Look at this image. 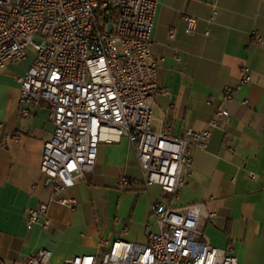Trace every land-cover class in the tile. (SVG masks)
Returning a JSON list of instances; mask_svg holds the SVG:
<instances>
[{"label": "crops", "instance_id": "obj_1", "mask_svg": "<svg viewBox=\"0 0 264 264\" xmlns=\"http://www.w3.org/2000/svg\"><path fill=\"white\" fill-rule=\"evenodd\" d=\"M182 13L198 18L195 29L187 28ZM253 29L261 42L251 39ZM151 49L158 85L168 91L153 107L156 131L169 128L183 137L188 129H207L221 105L230 113L213 130L208 149H194L193 175L178 197L157 185L145 188L136 150L123 138L100 145L94 171L63 195L77 201L75 209L53 202L41 171L55 130L49 106L41 102L29 107V116L21 112L18 77L33 63L34 50L0 70V123L18 136L0 145V264H25L41 249L52 252L49 264H65L107 250L103 240L146 244L156 231V202L205 204L217 214L204 225L209 242L231 248L240 264H264V0H158ZM245 69L249 83H241ZM227 88L234 98L225 101ZM122 177L131 184L120 186ZM41 204L49 205L52 226L30 230L27 213Z\"/></svg>", "mask_w": 264, "mask_h": 264}, {"label": "built area", "instance_id": "obj_2", "mask_svg": "<svg viewBox=\"0 0 264 264\" xmlns=\"http://www.w3.org/2000/svg\"><path fill=\"white\" fill-rule=\"evenodd\" d=\"M157 9L158 0H0V70L21 63L33 48V63L18 77L21 112L29 116L31 105L45 102L55 126L41 163L53 202L75 209L77 201L63 195L94 171L100 145L123 138L136 150L145 188L157 185L178 197L193 175L194 149H208L213 130L229 118L221 105L203 131L191 128L176 137L169 128L154 129L157 95L168 94L158 85L159 66L151 49ZM182 18L189 30L195 29L197 17L182 13ZM250 37L262 41L257 29ZM250 81L245 69L241 83ZM233 98L234 90L227 88L224 100ZM4 128L0 123L1 146L18 140ZM119 184L131 182L122 177ZM216 217L203 203L172 207L156 202V231L146 244L103 240L107 250L77 255L65 264H240L231 248L215 247L205 235V223ZM26 220L30 230L49 229V205L29 210ZM51 257V251L41 249L25 264H49Z\"/></svg>", "mask_w": 264, "mask_h": 264}, {"label": "rangeland", "instance_id": "obj_3", "mask_svg": "<svg viewBox=\"0 0 264 264\" xmlns=\"http://www.w3.org/2000/svg\"><path fill=\"white\" fill-rule=\"evenodd\" d=\"M30 48H32V47H30ZM33 49V48H32Z\"/></svg>", "mask_w": 264, "mask_h": 264}, {"label": "water", "instance_id": "obj_4", "mask_svg": "<svg viewBox=\"0 0 264 264\" xmlns=\"http://www.w3.org/2000/svg\"><path fill=\"white\" fill-rule=\"evenodd\" d=\"M111 30V29H110Z\"/></svg>", "mask_w": 264, "mask_h": 264}]
</instances>
